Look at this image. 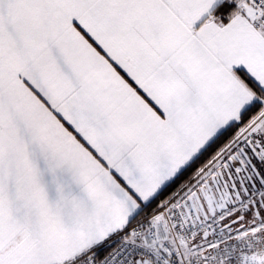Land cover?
Masks as SVG:
<instances>
[{"label": "snow or ice", "instance_id": "snow-or-ice-1", "mask_svg": "<svg viewBox=\"0 0 264 264\" xmlns=\"http://www.w3.org/2000/svg\"><path fill=\"white\" fill-rule=\"evenodd\" d=\"M0 264H264V0H0Z\"/></svg>", "mask_w": 264, "mask_h": 264}, {"label": "trees", "instance_id": "trees-1", "mask_svg": "<svg viewBox=\"0 0 264 264\" xmlns=\"http://www.w3.org/2000/svg\"><path fill=\"white\" fill-rule=\"evenodd\" d=\"M187 179H188V177L186 176V177H184L179 183H183V182H185ZM179 183H178L176 186H174V188L171 189L169 192L165 193L164 196L161 197V199H165V198H167V196L171 195L174 191H176V189L179 187Z\"/></svg>", "mask_w": 264, "mask_h": 264}]
</instances>
